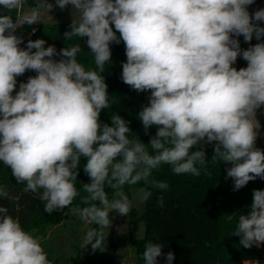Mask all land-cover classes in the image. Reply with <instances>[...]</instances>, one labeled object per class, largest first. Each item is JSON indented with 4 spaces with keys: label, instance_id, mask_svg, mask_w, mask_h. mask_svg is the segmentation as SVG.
Returning a JSON list of instances; mask_svg holds the SVG:
<instances>
[{
    "label": "clouds",
    "instance_id": "9594fccd",
    "mask_svg": "<svg viewBox=\"0 0 264 264\" xmlns=\"http://www.w3.org/2000/svg\"><path fill=\"white\" fill-rule=\"evenodd\" d=\"M253 3L55 0L61 10L71 5L79 14L77 21L72 13L64 38H87L95 68L86 70L77 60L80 43L57 51L54 45L45 47L43 39H29L21 47L24 39L17 30L44 24L52 3L35 0L26 8V0H0V161L17 183H26L25 192L39 195L51 215L69 208L79 195L75 182L81 160H86L83 171L90 183H83L87 195L80 197L85 206L70 209L95 225L86 231L82 249L90 245L93 253L105 250L110 214L128 217L131 203L122 191L125 185L144 181L167 189V183L150 179L161 165H170L175 174L199 176L197 165L207 162L198 147L202 141L214 143L213 160L230 165L225 179L231 178L234 191L257 178L264 180V150L256 147L261 128L257 112L264 106V42L242 50L238 39L243 36L250 43L254 36L257 41L264 37V8L250 14ZM121 41L126 55L122 82L138 93L150 92L138 113L145 134L157 127L148 144L137 135L131 138L129 122L119 114L111 115V125L100 121L101 111L110 107L101 74L111 62L110 45ZM238 57L247 67L232 66ZM28 70L36 75L15 91L17 77ZM106 186L115 198L109 199ZM141 192L143 201L152 195ZM8 195L0 186V197ZM159 204L163 206L162 199ZM0 214V264H51L33 234L36 229L26 231L5 206L0 205ZM232 235L240 237L244 248L264 245V190H253L252 203L238 214ZM163 247L147 243L144 264H158ZM174 259L169 251L166 264Z\"/></svg>",
    "mask_w": 264,
    "mask_h": 264
},
{
    "label": "trees",
    "instance_id": "16d2710c",
    "mask_svg": "<svg viewBox=\"0 0 264 264\" xmlns=\"http://www.w3.org/2000/svg\"><path fill=\"white\" fill-rule=\"evenodd\" d=\"M261 8H264V0H254V3L248 6V11L251 14ZM70 24L68 22L48 26L39 24L25 26L17 30V35L23 36L24 44L21 47H25L29 39H43L46 41L45 47L54 45L57 51L80 43L82 51L77 55V60L86 70L94 69V58L86 44L87 38L73 37L71 40H65L64 33L71 30ZM260 26L264 27V22H260ZM33 28L36 29L34 34H32ZM117 36L119 37V33ZM238 39L242 50L250 45L264 42V37L257 41L254 36L250 43L245 42L243 36ZM110 48L111 62L105 66V72L101 74L104 75L108 85L110 107L101 111L100 121L111 125V115L119 114L129 122L131 138L137 135L141 142L148 144L151 137L155 135L157 127L152 126L148 134H145L138 113L148 103L150 92L138 93L122 82V63L126 62L125 46L121 41L120 44H111ZM55 59L60 57L57 56ZM232 66L239 70L247 67V61L238 57ZM35 75L34 71L28 70L24 75L17 77L15 91L19 90L21 82H26L30 76ZM257 118L261 128L258 130L256 147L264 150V106L258 110ZM214 146V143L200 142L198 147H202L205 151L207 162L203 166L197 165L200 168L199 176L175 174L170 165H161L158 170H153L150 179L167 183V189L153 188L151 184H146L144 181L123 187V192L140 187L152 193L145 201L140 216L144 226V236L132 238L136 247V264H144L142 253L149 242L164 245L162 252L165 255L157 258L158 264H166V254L169 251L175 256L172 264H243L245 260H256L259 264H264V245L244 248L240 245V237L232 235L238 223V214L247 212L253 200L254 189L264 190V180L257 178L255 181H250L244 188L234 191L231 178L225 179V169L230 165L219 159H212ZM148 150L152 152L150 146ZM193 150L197 149L194 147ZM85 163L86 160L82 158L79 175L75 182L79 195L74 199L73 204L69 208L54 211L49 215L44 211V202L39 199V195L31 191L25 192L26 183H17L11 169L0 161V186H3L9 194L7 198L0 197V205L7 207L8 214L18 219L26 231L31 232L32 229H36L33 234L42 242L48 237V231L52 226L62 221L64 213L74 207L85 206L80 199L81 196L87 195L82 190L83 183H90V177L83 171ZM105 190L111 200L114 197V191L107 186ZM42 191L39 189L38 193ZM160 199L163 200V206L159 204ZM132 216L135 219L133 210ZM133 223L135 222H132L134 226ZM70 260L72 264H98L100 263L99 250L95 253L90 250L80 262L73 257ZM59 261L56 257L51 264H58Z\"/></svg>",
    "mask_w": 264,
    "mask_h": 264
},
{
    "label": "rangeland",
    "instance_id": "374dc122",
    "mask_svg": "<svg viewBox=\"0 0 264 264\" xmlns=\"http://www.w3.org/2000/svg\"><path fill=\"white\" fill-rule=\"evenodd\" d=\"M48 2L54 5L50 12L52 17L47 16L44 24L39 23V25L48 26L68 22L72 23L73 17L77 21L79 20V14L73 13L74 9L71 5L61 10L55 6V0H48ZM34 4L35 0L31 2L26 1L25 7L27 8L28 5L34 6ZM142 189L136 187L129 192H124L131 203V210L128 217L119 216L115 212L110 214L112 226L109 229V235L107 231L105 233L106 248L103 251L99 250L100 263L98 264H136V247L132 242V238H142L144 236V226L140 220L145 204V201L140 198ZM113 198H115V194ZM132 210L134 211L135 219H133ZM132 222H135L133 223L134 226ZM90 227H95V225H90L82 221L78 213H74L71 210L64 213L62 221L52 226L48 231V237L41 242L49 261L53 263L54 259L58 257L60 260L58 264H67V262L72 264L70 258L72 259L73 257L80 262L82 257L89 254L91 250L90 245L87 248H81L83 237ZM78 252L80 253L79 256Z\"/></svg>",
    "mask_w": 264,
    "mask_h": 264
},
{
    "label": "crops",
    "instance_id": "0c3cea01",
    "mask_svg": "<svg viewBox=\"0 0 264 264\" xmlns=\"http://www.w3.org/2000/svg\"><path fill=\"white\" fill-rule=\"evenodd\" d=\"M245 261H249V263L252 264V262H254V261H256V260H245ZM245 261H244V262H245ZM244 262H243V264H244Z\"/></svg>",
    "mask_w": 264,
    "mask_h": 264
}]
</instances>
